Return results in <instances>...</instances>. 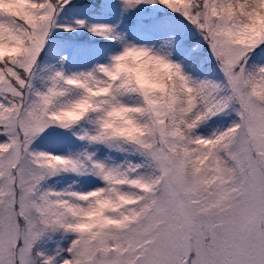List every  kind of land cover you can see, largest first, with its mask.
<instances>
[{
	"label": "snow or ice",
	"instance_id": "1",
	"mask_svg": "<svg viewBox=\"0 0 264 264\" xmlns=\"http://www.w3.org/2000/svg\"><path fill=\"white\" fill-rule=\"evenodd\" d=\"M0 264H264V0H0Z\"/></svg>",
	"mask_w": 264,
	"mask_h": 264
},
{
	"label": "rangeland",
	"instance_id": "2",
	"mask_svg": "<svg viewBox=\"0 0 264 264\" xmlns=\"http://www.w3.org/2000/svg\"><path fill=\"white\" fill-rule=\"evenodd\" d=\"M135 16V13H133L131 16L129 17H125L123 23L121 24V27L123 28H129L132 23H133V18ZM91 19H94V20H100V21H109V22H115L116 21V16L115 14H110L108 16H105V15H102V14H97L96 16H92L90 17ZM75 39H79V40H87L89 39V37H85L83 36V33L80 34L79 36L77 37H74Z\"/></svg>",
	"mask_w": 264,
	"mask_h": 264
}]
</instances>
